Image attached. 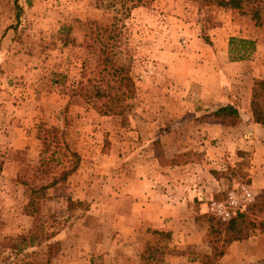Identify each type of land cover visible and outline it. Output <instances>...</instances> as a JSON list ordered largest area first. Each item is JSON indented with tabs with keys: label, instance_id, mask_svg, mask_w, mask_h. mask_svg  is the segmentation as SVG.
I'll return each instance as SVG.
<instances>
[{
	"label": "rangeland",
	"instance_id": "rangeland-1",
	"mask_svg": "<svg viewBox=\"0 0 264 264\" xmlns=\"http://www.w3.org/2000/svg\"><path fill=\"white\" fill-rule=\"evenodd\" d=\"M208 1L142 0L102 52L87 24L109 29L98 0H0V264H264L260 230L213 258L209 232L226 222L211 200L264 190V129L249 109L234 123L208 116L198 94L222 62L248 65L218 72L226 85L264 79V0L252 2L258 23L248 5ZM230 36L254 41L247 59L228 58ZM166 184L170 214L141 197Z\"/></svg>",
	"mask_w": 264,
	"mask_h": 264
},
{
	"label": "trees",
	"instance_id": "trees-1",
	"mask_svg": "<svg viewBox=\"0 0 264 264\" xmlns=\"http://www.w3.org/2000/svg\"><path fill=\"white\" fill-rule=\"evenodd\" d=\"M141 1L142 0H98L97 5L100 7L102 6L104 10L110 12V16H108L110 19L109 29L98 21H88L87 24H92L94 29L97 30L96 38L99 39L102 52L105 49L110 50V48L113 47V42L110 44L109 41L113 40L114 42H117L118 40L117 33L115 32L116 22H120L121 20L127 18L129 11L139 5ZM252 2L253 0H211L210 3L223 8L237 9L238 11L248 5L250 7L249 10L251 17L256 19V23H258V11L254 8ZM14 4L19 10L17 0H14ZM18 15L19 13L17 11L15 17L17 18ZM100 32L107 33L103 36L99 34ZM253 50V40L234 36H230L227 40V52L230 60L237 61L247 59L249 53ZM103 59L105 61H110V59L106 57ZM120 68L122 69V65H120L119 69ZM81 88L82 86L80 85L79 89ZM107 88H111V86L107 85ZM95 94L96 96L101 97L105 94V90L100 86L96 87ZM121 95L124 96L123 91H120L116 97L118 98ZM249 110L253 122L259 124L264 129V79H252L249 94ZM207 114L208 116H212L217 119L226 120L230 118V123H234L240 119L238 109L234 103L219 105L218 107L210 110ZM72 169L73 166L68 172ZM65 174L66 173L63 175ZM251 215L252 218L250 217ZM254 229H258L264 233V190L261 191L259 198L255 202L249 203L243 211L237 212L232 218L226 222H222L221 228L213 230L212 227H210L209 232L213 231L212 241H210V253L212 258L222 255V248L225 244L231 241L243 240L247 238L248 233ZM152 232L157 235L168 236V234H166L167 232L163 233L159 230H153ZM218 241L221 243L217 244L216 242ZM204 258L207 259V263L205 264H210V256L205 255Z\"/></svg>",
	"mask_w": 264,
	"mask_h": 264
},
{
	"label": "crops",
	"instance_id": "crops-1",
	"mask_svg": "<svg viewBox=\"0 0 264 264\" xmlns=\"http://www.w3.org/2000/svg\"><path fill=\"white\" fill-rule=\"evenodd\" d=\"M231 63L234 65H230ZM212 65H213V63H212ZM221 65H222L221 66L222 69H224L225 67H228L229 69H230V67H233L234 69L236 68L238 70V73L246 72V76L248 74V72H247V66L248 65H247L246 61L230 62L229 64H223V62H222ZM222 69H220V66H218V64H217V67H212V69H211L212 72H210V74H207L208 75L207 78L210 80L209 85L204 86L203 84H200V86H198L199 91H200V92H198V94H199V97L201 98L202 107L206 108V109L208 108L210 111V110L218 107L219 105L226 104V103H234L238 109L240 118L248 119L250 116V113L248 111V109H249V94H250V86L252 83L253 75H251L249 77L248 81L246 82V85H244V86L243 85L242 86H240V85H226L224 83L226 81L224 76L219 78L216 75L218 72L222 73L221 72ZM195 74H197V71L195 72ZM198 75L202 76V73L199 72ZM207 78H204V80ZM196 81L201 82V81H203V78L202 77L197 78ZM200 94H201V96H200ZM17 112L18 111L15 110V108H14V112H12L10 110V118H12L14 116L15 117L19 116V113H17ZM14 127H15V125L13 123H10V128L13 129ZM10 145H12L11 146L12 148H15L16 147L15 141L12 140ZM173 166L176 167V165H173ZM182 166H184V165H181V167ZM165 177H167V176H165ZM167 178H166V180H169V178L168 179ZM163 180L164 179H161V181H163ZM153 181H157V179H153ZM204 184L205 183H203V185L198 186V189H194L193 193H191V194H193V196H196L197 199H200V197H198V194L200 192H202V188H203ZM167 185L168 184H166L165 187H167ZM184 186H185V183L181 184V182H180L178 188H177V186H174V188H175L174 191L179 192L180 188H184ZM167 188H168L167 190L165 189L166 193L160 192V195L158 196L159 193L156 194L155 193L156 190L154 191V190H151L150 188L149 189H143V187H142L141 197L144 196V193H146L145 195H149L150 198L155 197L154 195H156L157 199L160 198V201H162L161 205L160 206L158 205V207H157L158 212H163V213L165 212V214H170L169 208H174L175 205L172 206L171 203H167V201H166V200H168V198L172 197L167 192L169 189H171L169 187V185ZM188 189H190V187H188ZM188 194H190V193L189 192L184 193L185 196H187ZM179 204H182V203H178V205ZM185 204H186L185 206H188L189 208H192L193 206L195 207L193 199H192V205L187 201H185ZM203 205L206 206V204L203 202L198 203V206H200V207ZM173 221H174V219H172V218H169V219L164 220V221L161 220L160 224H161L163 230H171L172 229L171 225H172Z\"/></svg>",
	"mask_w": 264,
	"mask_h": 264
},
{
	"label": "built area",
	"instance_id": "built-area-1",
	"mask_svg": "<svg viewBox=\"0 0 264 264\" xmlns=\"http://www.w3.org/2000/svg\"><path fill=\"white\" fill-rule=\"evenodd\" d=\"M252 198L248 187L240 185L238 190H229L223 199L211 200L209 210L221 221H227L237 212L243 211Z\"/></svg>",
	"mask_w": 264,
	"mask_h": 264
}]
</instances>
